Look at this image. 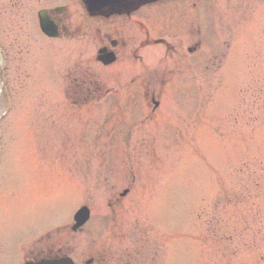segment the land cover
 <instances>
[{"label":"rangeland","instance_id":"obj_1","mask_svg":"<svg viewBox=\"0 0 264 264\" xmlns=\"http://www.w3.org/2000/svg\"><path fill=\"white\" fill-rule=\"evenodd\" d=\"M47 1L53 0H0L1 44L13 55L9 74L15 89H7L2 127L0 264H21L22 253L36 255L64 240L80 261L82 253L74 248H95L119 221L135 230V244L126 237L121 251L141 248L144 264H264V0H199L192 27L202 41L191 70L184 67L185 48L196 38H188L180 28L168 31L169 39L178 33L183 42L177 43L179 56L160 65H178L171 77H164L177 86L171 92L165 89L162 97L170 108L180 110L162 107V120L150 122L156 134L146 150L141 147V154L130 158L99 149V142L108 141L99 132L108 137L117 133L108 131L111 122L101 127L85 121L107 113L117 117L116 105L109 101L101 108L77 111L64 99L63 82L51 71L53 63L58 72L77 65L98 74L97 44L92 37L41 38L33 19ZM190 4L182 0L183 11L189 12ZM140 52L147 67L135 63L141 70L130 74L126 68L114 67L105 76L100 71L105 85L150 73L156 60L149 57L161 51ZM224 52L229 59L220 64ZM182 71L187 76H180ZM155 72L164 76L162 70ZM124 99L121 105L139 106ZM79 132L102 135L84 147L85 142L77 140ZM115 161L118 171L98 178L111 164L116 167ZM131 166L136 183L128 175ZM125 183L134 186L120 201L121 215L106 223L103 237L80 230L72 235L74 210L89 203L87 231L103 212L112 213L110 194L122 191ZM143 225L149 229L146 233ZM121 228L118 225L117 233Z\"/></svg>","mask_w":264,"mask_h":264},{"label":"flooded vegetation","instance_id":"obj_2","mask_svg":"<svg viewBox=\"0 0 264 264\" xmlns=\"http://www.w3.org/2000/svg\"><path fill=\"white\" fill-rule=\"evenodd\" d=\"M44 8L47 9L49 17L58 24L60 37L73 39L79 36L83 39L92 37L97 44L98 50L102 51L101 57L112 55L115 58L116 61L110 65H105L103 62H99L102 69L109 67H112L113 69L115 64L128 60L129 64H131L134 58L140 59V49L147 47L151 48L156 45H164V42H157L156 40L162 38L164 39L166 36L162 34H168V31L172 29L180 28L181 30H185L188 38H196V40L191 41V44H195L196 46L200 44L199 33L193 30V27H195L193 14L196 15L199 12L197 5L195 4L192 7L188 6L190 11L186 13L182 8V0H155L152 3L141 6L130 15H116L108 18L104 16H97V18L94 19H88L87 13L83 9L81 0H61L60 3L56 4L55 0L47 1ZM141 14L143 17L138 18ZM155 24H158V26ZM142 25L144 26L143 29H141ZM172 38L174 40L171 41V44L166 41V52L158 57H155L154 59L156 61L153 62V64L152 62H149L152 64V70L148 73L150 77L153 74L151 73L152 71L155 72L162 70L164 71L165 76L168 73L173 72V63L171 62L166 64L163 68L160 67V65L165 61V58H169L173 61L177 56H179L180 49L175 51L172 50V48L175 47L176 43L183 41L179 37V34ZM190 50H192V47L188 46V51ZM138 64L147 67L145 65L144 58ZM130 70H136L135 66ZM138 70L141 69L138 68ZM71 71L78 72L74 78V84L70 85L71 90L77 97L78 95L76 92L84 93L85 98H80L87 99L94 93L109 94L112 91L109 88L104 91L101 76L94 75L85 67L83 68L75 65L72 66ZM155 73L161 74V72ZM153 82L154 80H149L147 84L140 83L139 85L129 86V88L133 95L140 94L139 96L142 95L147 102L151 99V102L155 103V100H157V93L163 92L167 85L153 84ZM115 93L119 92L116 91ZM155 104L154 108H157L160 103ZM135 120L136 118H133L131 121L132 123H128L126 125H123L125 124V121L123 120L120 124L117 123L119 126H122L123 129L125 126H128L127 129L130 130L128 137H126L128 139L134 137L132 132L134 129L130 127L135 126L133 125ZM114 125H116V123H114ZM125 136V133L118 134L120 139H124ZM128 139H125V141H129ZM120 204L121 203L118 197L115 198L114 203L110 202V205L117 209H121ZM46 251L53 257L70 255L71 253L66 244H53L48 245L47 249L38 251L37 256H40ZM74 251L82 253L80 257L82 259V264H135V257L137 258L135 261H138L139 264H144L146 259L145 254L142 255L141 249L121 252L118 234L113 233L110 236L107 235L103 238L93 249L85 246H78V248H74ZM127 256H129L128 260L125 259Z\"/></svg>","mask_w":264,"mask_h":264},{"label":"water","instance_id":"obj_3","mask_svg":"<svg viewBox=\"0 0 264 264\" xmlns=\"http://www.w3.org/2000/svg\"><path fill=\"white\" fill-rule=\"evenodd\" d=\"M108 1L109 0H87V3L89 4V8L94 12L95 10H98L101 5L106 4ZM30 264H67V263L64 261L54 262V261L44 260L39 263H30Z\"/></svg>","mask_w":264,"mask_h":264}]
</instances>
